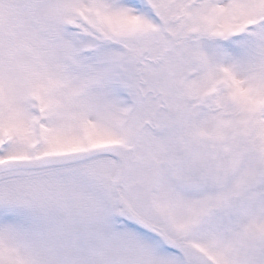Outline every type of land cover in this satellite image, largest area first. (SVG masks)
<instances>
[{
  "label": "snow or ice",
  "instance_id": "obj_1",
  "mask_svg": "<svg viewBox=\"0 0 264 264\" xmlns=\"http://www.w3.org/2000/svg\"><path fill=\"white\" fill-rule=\"evenodd\" d=\"M0 264H264V0H0Z\"/></svg>",
  "mask_w": 264,
  "mask_h": 264
}]
</instances>
